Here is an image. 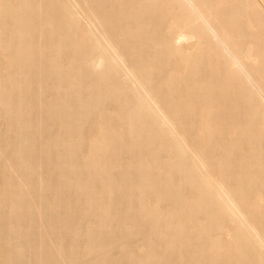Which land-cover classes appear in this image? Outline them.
<instances>
[{
  "label": "bare ground",
  "instance_id": "1",
  "mask_svg": "<svg viewBox=\"0 0 264 264\" xmlns=\"http://www.w3.org/2000/svg\"><path fill=\"white\" fill-rule=\"evenodd\" d=\"M0 264H264V0H0Z\"/></svg>",
  "mask_w": 264,
  "mask_h": 264
}]
</instances>
